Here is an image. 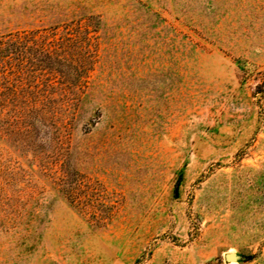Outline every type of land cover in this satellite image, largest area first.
<instances>
[{
	"label": "rangeland",
	"instance_id": "obj_1",
	"mask_svg": "<svg viewBox=\"0 0 264 264\" xmlns=\"http://www.w3.org/2000/svg\"><path fill=\"white\" fill-rule=\"evenodd\" d=\"M36 30L0 264H264V0H0Z\"/></svg>",
	"mask_w": 264,
	"mask_h": 264
},
{
	"label": "trees",
	"instance_id": "obj_2",
	"mask_svg": "<svg viewBox=\"0 0 264 264\" xmlns=\"http://www.w3.org/2000/svg\"><path fill=\"white\" fill-rule=\"evenodd\" d=\"M45 37H48L46 30H36L16 32L0 38V115L1 110L12 105L19 97L20 92L24 91L26 82H28V72L32 68L31 66H34V59L31 58L32 53H41L48 46L56 47L58 45L56 42L48 43ZM43 56L46 58L35 60L40 66L46 65L45 59L52 61L50 54L46 53ZM74 191V188H70L68 191L73 202Z\"/></svg>",
	"mask_w": 264,
	"mask_h": 264
},
{
	"label": "water",
	"instance_id": "obj_3",
	"mask_svg": "<svg viewBox=\"0 0 264 264\" xmlns=\"http://www.w3.org/2000/svg\"><path fill=\"white\" fill-rule=\"evenodd\" d=\"M225 261L226 262H237L238 261V258L235 254H226L225 255Z\"/></svg>",
	"mask_w": 264,
	"mask_h": 264
}]
</instances>
